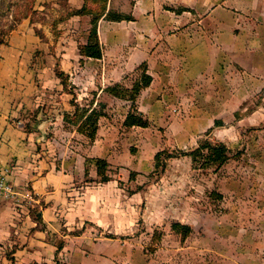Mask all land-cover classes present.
Masks as SVG:
<instances>
[{
    "label": "crops",
    "instance_id": "1",
    "mask_svg": "<svg viewBox=\"0 0 264 264\" xmlns=\"http://www.w3.org/2000/svg\"><path fill=\"white\" fill-rule=\"evenodd\" d=\"M57 2L36 0V8L43 11L50 3L57 14ZM83 4L68 0L74 9ZM108 6L133 19L99 21L100 58H83L79 51V44L87 42L90 15L59 23L58 36L51 23L26 18L0 46V164L11 170L8 178L19 194L35 196L42 218L37 228L25 200L0 199V264H126L127 258L130 264H160L128 241L136 236V221L143 214L141 193L107 186L113 179L98 181L91 161L103 157L119 163L117 151L123 148L122 157H128L126 142L134 138V129L145 134L151 128L125 126L130 102L105 90L139 64L147 62L153 77L139 97V111L166 131L180 127L186 136L190 118L179 114L190 109L185 96L227 94V108L236 111L264 88V0H109ZM57 63L73 93L64 90L55 72ZM74 95L80 104L95 99L93 106L106 105L94 141L65 123V112L74 109ZM261 109L241 123L255 126L264 121ZM63 137L69 147L61 143ZM160 138L153 133L150 140ZM134 159L126 161L134 171L150 165ZM87 169L98 186L75 183ZM239 221L245 225L236 226ZM227 223L212 229V242L223 245L213 250L201 247L203 242L194 247L190 236L182 242L167 222L162 250L171 248L177 255L166 264H264V214L233 216ZM75 230L79 232L72 233ZM54 236L64 241L60 250Z\"/></svg>",
    "mask_w": 264,
    "mask_h": 264
},
{
    "label": "rangeland",
    "instance_id": "2",
    "mask_svg": "<svg viewBox=\"0 0 264 264\" xmlns=\"http://www.w3.org/2000/svg\"><path fill=\"white\" fill-rule=\"evenodd\" d=\"M0 2V6H2L0 10L1 33V30L7 32L11 25L14 9L13 12L8 11L6 14L7 3L3 0ZM23 3L24 1L19 4ZM21 10L24 11L23 7L20 8ZM35 17L42 19L40 16ZM10 32L8 31L1 37L4 42L7 41ZM133 72L129 73V78L125 81L128 85H131L133 81ZM92 100L95 103V99L90 101ZM184 101L186 106L189 104L190 109L179 114L180 117L190 118L188 136L182 135V129L178 126L168 128L166 131L167 128L156 125L154 121L143 114L149 120L151 128L145 134L140 129L138 131L134 129V138L126 142V150L130 146L128 157H122L123 148L118 149L119 163H110V174L113 180L107 186H121L127 193L134 190L141 193L143 214L136 221V236H131L132 240L128 241L131 246L135 245V248L145 258L154 259L160 264H166L168 262L166 260L175 257L176 254L171 248L164 252L162 250L166 249L163 244L167 239L164 236L168 232L167 222L172 224L174 221H181L190 224L192 226V233L189 235L191 245L193 243L194 247H198L203 242L201 247L208 246L216 250L215 248L223 246L222 243H217L215 246L212 242V229L217 226L216 224L221 222V227L229 226L227 222L233 216L251 215L254 217L264 214V121L256 123L255 126L241 123L247 115L253 116L256 111H263L261 108L264 107V88L243 100L236 111L227 108L230 101V95L227 94L203 97L190 94L185 96ZM213 103L217 106L216 109H213ZM131 104L130 102V109ZM207 110H209L208 113H214L216 116L208 114ZM173 115L176 116L177 113H173ZM211 118L218 123H214ZM204 120L206 123H203ZM70 127L67 128L70 129ZM153 133L161 138L151 141L150 137ZM205 138L211 141H222L231 149V159L219 171H214L213 168L193 169L188 156L167 158L163 155L160 166L157 168L154 159L157 152L166 151L170 154H178L179 151L197 147L200 140ZM60 141L64 147H69L64 137ZM73 143L75 145V142ZM131 158H135V161L139 159L142 162L150 161V165H145L139 171H134L126 165V161ZM131 172L134 173L131 175ZM97 180L99 181V177ZM94 181L89 175H85L76 179L75 183L82 186L90 182L88 186H98L94 184ZM213 191L220 193L222 198H215V194L211 195ZM18 196L17 199L25 200L27 205L31 206L32 215L35 217L36 211L40 210V206L33 203L35 196L31 192L21 193ZM224 218L226 223L223 222ZM240 225H245V223L237 222L236 226L242 227ZM257 226V224H253V228ZM78 232L75 230L72 233ZM52 240L55 244L64 243L59 236H54ZM198 243L200 245H197ZM197 251L195 249L193 254H196ZM111 254L112 257L116 256V252L111 251ZM142 255L140 257H143ZM75 258L78 260L77 255ZM192 260H188V262ZM130 262H132L131 258L125 260L126 264H130Z\"/></svg>",
    "mask_w": 264,
    "mask_h": 264
},
{
    "label": "trees",
    "instance_id": "3",
    "mask_svg": "<svg viewBox=\"0 0 264 264\" xmlns=\"http://www.w3.org/2000/svg\"><path fill=\"white\" fill-rule=\"evenodd\" d=\"M23 1V4H19ZM3 2L7 3L6 14L8 11L13 12L14 9L12 23L9 26L7 32L16 29L24 19L30 18L32 22L51 23L53 33L55 36H58L60 33L57 28L59 23L66 21L75 15H90L91 27L87 36V42L84 44H79V51L83 58L102 57V44L100 42L98 33L99 21L102 18L111 21L133 19L132 15L110 9L108 6L109 0H84L83 6L77 9L71 8L68 5V0H58L57 3L59 4L60 9L57 14L54 12L53 5L50 3L45 5L43 11H40L36 8V0H3ZM22 7L24 11L21 10V12L20 8ZM1 9L2 6H0V10ZM35 16H40L42 19H36ZM7 32L5 30H1L0 46L6 43L1 37H3ZM36 32L37 34H40L41 37H44L41 30L37 29ZM55 72L61 79L64 90L73 93V90L69 88L70 85L68 83V75L60 68L58 63L55 66ZM129 75L130 74H126L122 81L115 82L107 86L105 90L112 96L130 101L132 103L131 109L127 113L124 120L125 126L148 127L150 125L149 120L143 115L141 111H139L137 106V100L142 90L149 87L153 81V77L149 73L148 63L144 61L138 65V67L133 72L134 78L131 85H128L125 82L126 79L129 78ZM71 104L74 106V110L72 112H65V123H72L79 133L87 136L90 141H94L99 127V119L106 115V105L98 103L96 106H93L94 100L88 102L87 104H80L76 100L75 95L74 98L71 99ZM67 127L69 126L67 125ZM163 155L164 157L167 156V158L188 156L191 159L193 169L207 170L213 168L214 171H219L232 157L231 149L227 144L222 141H211L208 138L200 140V143L197 147L187 151H179L178 154H170L166 151L157 152L154 157L157 168L160 166ZM91 161L95 163L100 182L107 183L113 179L112 175L110 174V163L106 158L93 157ZM133 173L134 172H131V175ZM86 175H88V169L86 170ZM214 194L215 198H222L220 193L213 191L211 195ZM38 211H36L34 218L37 221V228H40L42 226V218L38 214ZM171 227L172 230L181 235L182 241H184L192 233V226L181 221L172 222ZM57 247L58 250H60L63 247L62 243L57 244ZM31 264L40 263L34 262Z\"/></svg>",
    "mask_w": 264,
    "mask_h": 264
},
{
    "label": "built area",
    "instance_id": "4",
    "mask_svg": "<svg viewBox=\"0 0 264 264\" xmlns=\"http://www.w3.org/2000/svg\"><path fill=\"white\" fill-rule=\"evenodd\" d=\"M10 173L11 170L3 168L0 164V199H13L20 195L8 178Z\"/></svg>",
    "mask_w": 264,
    "mask_h": 264
},
{
    "label": "water",
    "instance_id": "5",
    "mask_svg": "<svg viewBox=\"0 0 264 264\" xmlns=\"http://www.w3.org/2000/svg\"><path fill=\"white\" fill-rule=\"evenodd\" d=\"M39 118H40V119H42V117H41V116H40Z\"/></svg>",
    "mask_w": 264,
    "mask_h": 264
}]
</instances>
